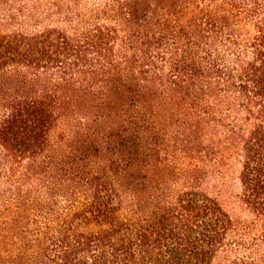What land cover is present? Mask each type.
I'll use <instances>...</instances> for the list:
<instances>
[{
  "label": "trees",
  "instance_id": "obj_1",
  "mask_svg": "<svg viewBox=\"0 0 264 264\" xmlns=\"http://www.w3.org/2000/svg\"><path fill=\"white\" fill-rule=\"evenodd\" d=\"M0 264H264V0H0Z\"/></svg>",
  "mask_w": 264,
  "mask_h": 264
}]
</instances>
